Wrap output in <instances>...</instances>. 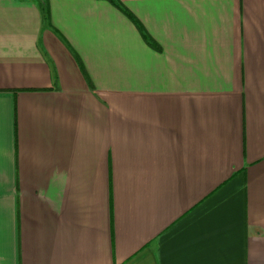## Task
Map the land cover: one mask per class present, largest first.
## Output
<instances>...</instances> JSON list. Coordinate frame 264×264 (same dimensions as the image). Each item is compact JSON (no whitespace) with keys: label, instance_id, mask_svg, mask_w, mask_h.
Instances as JSON below:
<instances>
[{"label":"crops","instance_id":"crops-1","mask_svg":"<svg viewBox=\"0 0 264 264\" xmlns=\"http://www.w3.org/2000/svg\"><path fill=\"white\" fill-rule=\"evenodd\" d=\"M0 0V264H264V0Z\"/></svg>","mask_w":264,"mask_h":264},{"label":"trees","instance_id":"trees-1","mask_svg":"<svg viewBox=\"0 0 264 264\" xmlns=\"http://www.w3.org/2000/svg\"><path fill=\"white\" fill-rule=\"evenodd\" d=\"M109 1H111L112 3H114V1L113 0H109ZM119 9H121L123 12H124V14L126 15V16H128V18H130L136 25H137V27H138V29H139V31H140V33H141V35H142V37H144V39H146L147 40V42H148V44L151 46V47H153L154 49H158V45L155 43V42H153V41H151V40H149V38H148V35L145 33V31L143 30V28L141 27V25L139 24V22L135 19V17L127 10V9H125V8H123V7H120L117 3H114Z\"/></svg>","mask_w":264,"mask_h":264}]
</instances>
